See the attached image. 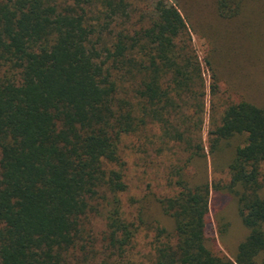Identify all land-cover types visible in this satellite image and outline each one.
<instances>
[{
  "label": "trees",
  "instance_id": "obj_1",
  "mask_svg": "<svg viewBox=\"0 0 264 264\" xmlns=\"http://www.w3.org/2000/svg\"><path fill=\"white\" fill-rule=\"evenodd\" d=\"M240 4L216 0V12L230 18ZM201 80L168 0H0V264H264V105L247 101L209 131L211 155L244 137L227 166L248 230L234 259L206 246L209 184L190 185L175 164L158 200L173 228L155 226L136 258L151 225L139 201L123 199L127 154L145 152L154 121L182 125ZM90 215L104 223L100 238L85 229Z\"/></svg>",
  "mask_w": 264,
  "mask_h": 264
},
{
  "label": "rangeland",
  "instance_id": "obj_2",
  "mask_svg": "<svg viewBox=\"0 0 264 264\" xmlns=\"http://www.w3.org/2000/svg\"><path fill=\"white\" fill-rule=\"evenodd\" d=\"M168 2L179 9L188 28L202 77L197 91L203 96L191 100L177 115L182 125H175L173 120L172 123L154 121L147 135L150 142H141L145 152L127 154L128 191L123 199L133 197L139 201L144 219L151 225L138 236L136 258L145 261L151 251L155 226L168 231L173 228L172 220L164 215L158 200L170 192L166 174L170 165L175 164L183 166L184 177L190 185L209 184L205 243L212 251H220L233 260L248 230L238 214L236 197L228 191L227 166L235 148L244 144V137L235 136L222 142L221 150L211 155L209 131L219 123L222 111L230 104L247 101L264 105V0H240V9L230 18L217 14L216 0ZM135 20L133 17L132 21ZM176 129L184 132L182 144L175 141ZM196 143L202 145L203 152L194 157ZM260 195L264 197V187ZM132 208L135 210L136 205ZM261 228L264 231V224ZM85 229L90 237L100 238L104 223L100 217L90 215Z\"/></svg>",
  "mask_w": 264,
  "mask_h": 264
}]
</instances>
